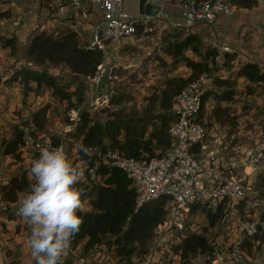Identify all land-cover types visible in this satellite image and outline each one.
<instances>
[{"label":"rangeland","instance_id":"374dc122","mask_svg":"<svg viewBox=\"0 0 264 264\" xmlns=\"http://www.w3.org/2000/svg\"><path fill=\"white\" fill-rule=\"evenodd\" d=\"M139 2L140 0H125V8L137 14ZM233 16L221 17L232 18ZM166 18L172 22L171 25H168L167 22H160L157 30L147 36L123 38L120 42L111 43L103 50L105 55L103 66L107 72L112 71L114 75L113 97L122 99V102L117 104L111 102L112 97L108 104V111L112 112L124 107L134 109L141 114L149 113L148 116L159 113L169 114L171 111L161 109L159 103L161 91L166 88V80L188 78L192 70L181 56L176 57L170 54L167 52V48L170 43L182 40L191 33L199 36L201 42L197 44L199 51L196 52L189 48L183 54L195 61L203 60L208 65L204 74L208 76L210 82L208 93L211 96L208 98L203 114L210 111L211 116H214L213 119L219 118L220 122L217 121V123L220 124V128L226 124L230 125V130L238 131L237 126L240 125V122L237 120L238 115L236 114L250 107L248 101L242 105L238 104V101L241 100L244 93H254L259 86L263 85H256L248 80H245L246 84H244V80L239 82L241 77L238 76V71L242 65L241 60L237 56L225 58V54L232 53V50L227 43L219 41V28L215 24H200L194 28L176 26L175 23L182 20L181 12L179 13L177 8H173ZM222 44H226L229 51H222ZM210 49L217 50L216 57L205 59L204 56H201ZM218 56L220 58H217ZM24 67H34L26 57L24 48L19 45L15 53L0 48V77L2 80L0 85V152H2V141L11 138L16 127L21 126L20 128L26 129L32 125L33 112L39 105H48L49 111L45 128L43 131L37 130V132L40 131L45 136H63L66 134L67 125L70 122L68 116L70 109L67 107V101H59L53 96L52 89L45 85L38 86L35 82L25 85L21 79L17 78L16 72ZM42 69L56 76L61 85H65L70 91L75 92L73 102L83 93V102L74 108H78L80 111L88 110L89 78L84 79L82 86V83L76 80L74 74L65 65L46 64ZM221 100H227L228 104L223 105ZM104 113L103 111H91L93 120L105 121L108 117ZM232 113L236 114L232 116ZM153 121L154 124L160 125L159 120L154 119ZM204 123L213 125L210 121ZM263 123L260 124L263 125ZM68 137L71 139L68 141L70 146H73L78 140L75 133H70ZM69 150L70 156L74 157L75 148H69ZM21 158V161H18L12 156L2 154L0 159L1 196L2 186L9 181L11 176L20 175L23 170H27L28 161L24 157ZM96 182V184H100L104 183V180L96 178ZM20 193H18L17 200ZM87 198H89L88 194H85L83 199L86 201V208L91 209V201ZM236 207L233 208L228 204L223 205V215L214 224L209 222L208 210H205L204 207L196 208L187 222V228L182 232L174 228L155 232L153 237L144 246L138 247L131 257L118 255L115 246L106 243L88 252L83 251L82 244L76 249L69 247L64 257H71L72 264H186L175 250V246L181 241L182 233L184 235L186 232H197L204 235L212 246V242H221L231 238L229 235L230 226L233 228L239 220L246 219L249 214L264 210V172L260 174L252 190L248 191L246 198L240 200ZM86 208L85 210H88ZM216 212L217 210L211 213ZM9 219V217L0 214V255L3 254V258L0 260L3 259V264L5 262L8 264L4 255L7 254L12 258H10L11 264H19L18 258L22 255L24 258L29 255L35 262L30 254V249L26 246L30 236V227L25 221L16 219V225L13 224V228H9L7 221ZM242 248L245 264H264V229L254 238L248 239ZM207 256L208 254H200L191 259L188 264H207Z\"/></svg>","mask_w":264,"mask_h":264},{"label":"built area","instance_id":"2783aa9c","mask_svg":"<svg viewBox=\"0 0 264 264\" xmlns=\"http://www.w3.org/2000/svg\"><path fill=\"white\" fill-rule=\"evenodd\" d=\"M147 3L159 6L156 15L142 14L140 9L137 14L132 13L125 8V0H59L58 7L63 13L78 10L84 20H88L92 12L100 13L88 42L89 47L100 50H105L111 43H118L123 38L147 36L157 30L160 22L171 25L172 22L166 20V17L173 8H177L182 16V20L175 25L183 28L212 25L221 16H233L238 9L234 0H147ZM221 48L222 51H229L226 44H222ZM89 80L88 110L104 112L114 95V75L112 71L107 72L102 63ZM209 89L208 76L203 73L176 96L175 117L168 129L169 146L153 156L144 154L134 157L118 148L90 147L91 156L95 160L89 163L77 147L82 143V137L73 146L68 144L71 140L68 135L75 132L81 119L78 108L69 110L70 122L63 136H45L37 132L33 125L27 127L24 129L21 150L22 155H30L26 168L29 184L16 201H6L0 195V214L24 221L16 213L20 200L30 193L34 183L29 176L31 164L39 158L42 148L61 146L71 163L80 164L86 169L85 180L77 185L79 190L83 191L87 187L91 189L97 183L96 178H102L101 174L96 173L101 166L118 168L127 174L136 192L137 209L165 198L166 219L157 226L155 232L170 228L182 232L187 228L195 206L205 207L211 212L222 204L235 208L254 186L251 175L264 171V146L252 149L245 157L228 158L223 150L206 154L208 130L201 116ZM69 148H75L74 157L70 156ZM229 228L231 238L212 242L206 258L207 264H243L242 247L248 239L254 238L264 229V210L249 214L246 219L239 220L233 228Z\"/></svg>","mask_w":264,"mask_h":264},{"label":"trees","instance_id":"16d2710c","mask_svg":"<svg viewBox=\"0 0 264 264\" xmlns=\"http://www.w3.org/2000/svg\"><path fill=\"white\" fill-rule=\"evenodd\" d=\"M237 7L253 8L259 5L260 0H234ZM264 1V0H263ZM201 43L199 36L189 33L184 39L170 43L167 52L178 57L181 56L192 72L188 78H169L166 80V88L159 96L160 107L171 111L169 114H141L134 109L121 107L115 111H107L105 121L93 120L89 110L80 112V122L75 134L77 139L82 137L84 146L90 148L108 147L118 148L128 156L140 157L144 154L153 156L157 151H163L169 146L168 129L174 120L175 98L194 79L208 69L204 61H195L187 57L183 52L189 48L198 52L197 44ZM0 48L8 49L15 53L19 48V39L16 35L7 36L0 33ZM24 53L34 67H24L16 72L17 78L25 85L35 82L38 86L45 85L52 89L53 96L59 101H67L68 108L78 107L83 102L82 94L73 102L75 92L70 91L65 85H61L56 76L42 69L46 64L53 66L65 65L74 74L76 80L84 85V79L93 77L105 60L103 50L89 47L83 43L77 30L66 29L56 32L38 30L24 47ZM217 50H209L204 55L205 59L216 57ZM237 53H226L225 58H234ZM239 77H244L252 83L264 81V65L258 62H244L238 71ZM2 83L0 77V85ZM84 92V91H83ZM209 93L205 96V101ZM154 98L152 99V102ZM112 103H121L122 99L113 97ZM49 106L42 105L33 112L32 125L37 130L45 128ZM159 120L160 125L153 120ZM21 127V126H20ZM16 127L12 137L4 139L1 143L2 154L12 156L21 161L24 142V129ZM74 136V135H73ZM80 152V151H79ZM82 157L89 163H94L93 156ZM96 173L101 174L104 183L94 184L91 189L85 188L82 192L88 194L91 201V209L78 213L83 224L80 232L71 241L70 248L76 249L82 244L84 252H88L99 245L111 244L115 246L116 253L120 256L131 257L138 247L144 246L154 235L158 225L166 219V200L162 198L149 202L137 209L136 192L127 174L118 168L109 169L99 167ZM29 184L27 170L20 175H13L2 186V197L6 201H16L18 193ZM200 208V206H195ZM205 210H207L204 207ZM223 205H220L216 213L207 212L209 222L214 224L223 215ZM15 219L14 216H9ZM209 239L195 232L182 233L181 241L175 246L182 260L188 264L191 259L200 254H209L211 251ZM71 257H63V264H72Z\"/></svg>","mask_w":264,"mask_h":264},{"label":"crops","instance_id":"0c3cea01","mask_svg":"<svg viewBox=\"0 0 264 264\" xmlns=\"http://www.w3.org/2000/svg\"><path fill=\"white\" fill-rule=\"evenodd\" d=\"M58 2L59 0H0V33L7 36L16 35L20 47L24 48L33 33L38 30L56 32L71 28L78 31L83 43H88L95 20L100 13L92 12L90 18L84 20L79 16L78 10L60 12ZM237 10L232 18L221 17L214 23L219 28V41L227 43L231 47L232 53H237L236 56L242 64L254 61L264 65V1L260 0L259 5L253 8L238 7ZM241 80L247 79L241 77L239 82ZM257 84L263 86H259L254 93H244V96L238 101V104L241 105L248 101L250 106L237 114L235 113L240 122V125L237 126L238 131L230 130V125L226 124L220 128V124L217 123V121L220 122L219 118L215 115L218 119H213L214 116H211L210 111L203 114V123L205 121L213 123V125L204 123L208 130L206 154L223 150L228 158L245 157L252 149L264 146V81ZM208 98L205 105L208 103ZM221 101L223 105L228 104L227 100ZM39 107L41 105L35 107V110ZM212 119L213 121H211ZM22 157L27 161L30 160L29 154L24 153ZM260 174L253 173L251 175L252 185H255ZM7 221L9 228H13V224L16 225L15 219ZM2 255L0 258H3ZM4 255L8 264H11V257L7 254ZM18 259L20 260L19 264H35L29 255L25 258L22 255ZM0 264H3V259L0 260ZM5 264L7 263L5 262Z\"/></svg>","mask_w":264,"mask_h":264},{"label":"clouds","instance_id":"9594fccd","mask_svg":"<svg viewBox=\"0 0 264 264\" xmlns=\"http://www.w3.org/2000/svg\"><path fill=\"white\" fill-rule=\"evenodd\" d=\"M79 151L91 156L88 147ZM86 169L71 163L63 146L42 148L29 169L34 180L29 194L19 202L17 215L30 227L26 246L35 264H63L71 241L83 224L78 214L85 210L84 193L77 185L85 180Z\"/></svg>","mask_w":264,"mask_h":264},{"label":"water","instance_id":"95a60500","mask_svg":"<svg viewBox=\"0 0 264 264\" xmlns=\"http://www.w3.org/2000/svg\"><path fill=\"white\" fill-rule=\"evenodd\" d=\"M139 9L142 14L147 15H156L159 9V6L153 3H147V0H140ZM109 107L107 106L104 112H107Z\"/></svg>","mask_w":264,"mask_h":264}]
</instances>
